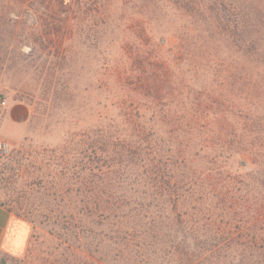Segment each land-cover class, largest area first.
<instances>
[{
  "label": "trees",
  "instance_id": "16d2710c",
  "mask_svg": "<svg viewBox=\"0 0 264 264\" xmlns=\"http://www.w3.org/2000/svg\"><path fill=\"white\" fill-rule=\"evenodd\" d=\"M0 1L13 23L74 0ZM135 1L84 25L113 116L83 141L77 201L48 219L68 264H264V0ZM166 9L187 19L172 40Z\"/></svg>",
  "mask_w": 264,
  "mask_h": 264
},
{
  "label": "rangeland",
  "instance_id": "374dc122",
  "mask_svg": "<svg viewBox=\"0 0 264 264\" xmlns=\"http://www.w3.org/2000/svg\"><path fill=\"white\" fill-rule=\"evenodd\" d=\"M36 1L34 7L41 8L42 0ZM134 4L141 5L135 0H74L68 3L69 14L0 22V203L28 231L24 252L0 250V264H68L71 259L69 242L48 219L66 215L68 201H77L83 141L107 123L99 115L113 116L98 89L100 62L82 44L99 33H87L84 25L97 22L92 12L103 5L112 12L110 22L121 23ZM184 21L179 13L164 10L160 36L172 40ZM113 55L119 52L113 49ZM16 106L26 109L25 120L11 115Z\"/></svg>",
  "mask_w": 264,
  "mask_h": 264
},
{
  "label": "crops",
  "instance_id": "0c3cea01",
  "mask_svg": "<svg viewBox=\"0 0 264 264\" xmlns=\"http://www.w3.org/2000/svg\"><path fill=\"white\" fill-rule=\"evenodd\" d=\"M11 115L23 121L27 118L24 107L16 106ZM28 237L27 226L17 219L12 212L0 203V250L13 255H21L26 246Z\"/></svg>",
  "mask_w": 264,
  "mask_h": 264
},
{
  "label": "built area",
  "instance_id": "2783aa9c",
  "mask_svg": "<svg viewBox=\"0 0 264 264\" xmlns=\"http://www.w3.org/2000/svg\"><path fill=\"white\" fill-rule=\"evenodd\" d=\"M0 100H1V97H0ZM4 149V144L2 142H0V153L1 151Z\"/></svg>",
  "mask_w": 264,
  "mask_h": 264
}]
</instances>
